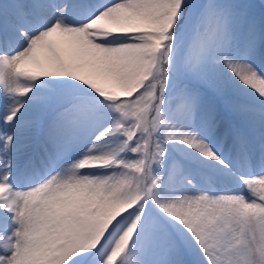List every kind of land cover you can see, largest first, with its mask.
<instances>
[{"label":"snow or ice","instance_id":"6c2138e0","mask_svg":"<svg viewBox=\"0 0 264 264\" xmlns=\"http://www.w3.org/2000/svg\"><path fill=\"white\" fill-rule=\"evenodd\" d=\"M0 264H264V0H0Z\"/></svg>","mask_w":264,"mask_h":264}]
</instances>
